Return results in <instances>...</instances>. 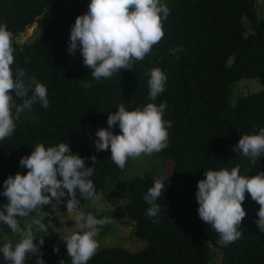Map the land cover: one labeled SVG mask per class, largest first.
Wrapping results in <instances>:
<instances>
[{
  "label": "trees",
  "instance_id": "trees-1",
  "mask_svg": "<svg viewBox=\"0 0 264 264\" xmlns=\"http://www.w3.org/2000/svg\"><path fill=\"white\" fill-rule=\"evenodd\" d=\"M90 2L0 0V24L13 34V73L25 70L26 82L35 76L46 86L49 100L47 108L37 100L22 112L12 136L0 140V210L8 203L4 181L9 175L28 171L20 167L21 158L30 155L37 144L49 147L63 142L85 158L86 166L94 167L90 179L97 194L107 184L109 190L120 184L124 205L120 216L133 224L136 237L147 241L136 251L113 245L99 248L87 264H213L217 257L220 264H264V233L255 223L260 206L249 193L243 201L242 234L226 246L199 218L196 200L198 181L206 170L238 166L243 176L264 171V155L253 163L233 151L243 134H258L264 128V16L259 15L258 0H160L170 9L161 42L142 61H134L133 69L99 81L84 66L79 49L75 55L68 52L71 27L78 15L88 11ZM34 24L36 35L19 41ZM173 49L178 51L173 53ZM153 68L167 76L165 90L155 101L149 97L148 85ZM244 78L257 79L263 89L233 98L232 84ZM89 83L91 87L84 86ZM13 96L22 103L14 92ZM231 96L237 99L235 105ZM150 102L167 104L163 119L171 121L168 145L154 154L171 161L173 170L162 178L146 173L124 180L132 158L120 169L111 161L110 149L96 151L90 139L95 125L106 124L119 104L134 110ZM109 130L120 132L118 124ZM92 155L97 157L96 164ZM157 179L165 183V191L156 201L159 214L148 217L151 205L143 197ZM77 199V209L89 201L78 191ZM66 212V203L53 201L40 213ZM36 214L17 219L20 222ZM4 235L0 233V247L6 242ZM41 252L45 264H71L66 244L46 246ZM39 259L38 254L28 253L24 264H37ZM0 264H10L2 253Z\"/></svg>",
  "mask_w": 264,
  "mask_h": 264
},
{
  "label": "clouds",
  "instance_id": "clouds-1",
  "mask_svg": "<svg viewBox=\"0 0 264 264\" xmlns=\"http://www.w3.org/2000/svg\"><path fill=\"white\" fill-rule=\"evenodd\" d=\"M169 14V7L160 0H91L88 11L78 15L71 27L68 52L75 55L76 50H80L83 64L91 70L95 80L110 78L121 70L133 69L134 61H142L153 46L161 42L165 35L163 22ZM171 51L174 53L178 49ZM14 63L13 34L6 25L0 24V140L12 136L21 113L31 109L37 100L43 107L49 106L46 86L35 76L26 82L23 69H17L14 75ZM166 81L167 76L160 68L151 70L148 85L152 101L165 90ZM84 86L91 87V84ZM13 92L22 103L16 102ZM166 107V102L159 105L150 102L143 108L127 110L124 104H119L118 111L108 115L109 128L102 127L95 133L96 151L110 149V159L120 169L125 168L129 158L161 152L168 145V127L171 126V121L163 119ZM117 124L119 134L109 130ZM233 151L250 157L255 163L264 155V128L258 134H243ZM90 159L94 164L98 162L95 155ZM20 167L28 171L9 175L4 181L3 195L8 203L0 210V222L19 239L13 247L5 234L3 239L6 242L0 247V253L10 264H24L28 253L38 254L41 259L37 264H45L41 252L44 237L37 242L32 225L21 228L17 217H28L32 212L39 215L41 209L53 201L57 205L66 203L67 211L72 213L80 204L77 191L94 205L102 195L97 194L90 179L94 167L86 166L85 158L73 153L69 144L61 142L49 147L37 144L30 155L21 158ZM164 191L165 183L157 179L146 192L143 198L151 205L146 216L159 214L160 206L156 201ZM246 192L260 206L255 223L264 233V171L243 176L238 166L231 170L225 167L206 170L204 178L198 181L199 218L219 234L222 245L235 242L242 234L239 226L246 216L243 207ZM72 220L80 231L59 232L60 238L66 242L71 264H87L99 248L96 240L98 226L110 221L82 212ZM32 224L40 231L45 230L40 219H33ZM53 250L58 253L59 247L55 246Z\"/></svg>",
  "mask_w": 264,
  "mask_h": 264
},
{
  "label": "rangeland",
  "instance_id": "rangeland-1",
  "mask_svg": "<svg viewBox=\"0 0 264 264\" xmlns=\"http://www.w3.org/2000/svg\"><path fill=\"white\" fill-rule=\"evenodd\" d=\"M258 2L259 15L264 16V0H258ZM36 27L37 25L34 24L32 27L28 28L29 30H26L27 32L25 31L26 33L23 32L25 35H22V33L18 37L19 41L25 42L34 37L36 35ZM250 87H255L257 90L252 88V90L256 91H250ZM231 88L233 98H238L240 96L247 95L249 92H260L263 89V86L255 78H244L236 83H233ZM232 96L231 104L235 105L237 99L233 100ZM102 127L109 128V125L108 123H97L94 127L93 135L90 139V143L94 148L95 141L97 139L95 133ZM172 170L173 163L171 161H164L163 158L155 154L144 155L140 158L131 160L122 179L125 180L136 175H144L146 173H151L157 178H162L164 176H168ZM108 188H110L109 184H107L106 188L101 191L100 195H102V199L95 205L89 200L81 208L76 209L72 213H56L54 215L40 213L39 215H32L31 217L20 221V226L21 228H24L25 225L31 224L37 242L40 237H44V244L42 248L46 246L50 247L56 244H66V242L61 240L59 232H75L80 230L75 225V221L72 220L76 214L80 212L84 214L92 213L97 219L107 218L110 221L102 226H98V235L96 236V240L99 243V248L113 245L123 246L131 251L142 249L146 246L147 241L143 238L136 237L133 232V224L130 223L128 219L120 216V212L122 211V208H124L120 184L116 183L112 190H109ZM33 219H40L45 230L40 231L37 225L32 224ZM3 231L8 235L12 243L16 244L18 242V236L14 234L7 225L0 222V233L3 234ZM213 262V264H220V258L217 257Z\"/></svg>",
  "mask_w": 264,
  "mask_h": 264
}]
</instances>
